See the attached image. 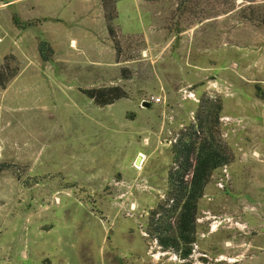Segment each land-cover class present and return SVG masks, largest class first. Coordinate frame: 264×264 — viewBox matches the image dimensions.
<instances>
[{"label": "rangeland", "instance_id": "rangeland-1", "mask_svg": "<svg viewBox=\"0 0 264 264\" xmlns=\"http://www.w3.org/2000/svg\"><path fill=\"white\" fill-rule=\"evenodd\" d=\"M114 6L109 32L101 0H0V264H264V0ZM205 114L228 163L183 257L156 229L171 145Z\"/></svg>", "mask_w": 264, "mask_h": 264}, {"label": "trees", "instance_id": "trees-1", "mask_svg": "<svg viewBox=\"0 0 264 264\" xmlns=\"http://www.w3.org/2000/svg\"><path fill=\"white\" fill-rule=\"evenodd\" d=\"M115 1L101 0L109 32L112 31L110 21L116 16ZM16 22L18 25L17 20ZM46 47L45 41H39L38 51L43 60L49 58L44 53ZM5 82L2 79L0 85L4 86ZM106 91L110 94L108 97L103 96ZM106 91L104 89H91L86 92L100 105L109 104L113 99L124 95L119 87H110ZM171 151L172 163L176 168L171 169L168 173V185L172 194L167 197V201L171 202L168 210L170 216L174 217V223L168 222L165 225L162 218L159 219L156 237L164 249L174 248L178 251L184 247L181 253L184 257L190 253V249L185 248V246L194 241L197 202L203 195L204 187L212 171L227 164L228 158L216 142V135L212 130L211 121L207 114L197 117V122L185 137L181 135L176 138L171 145ZM1 170L2 166H0V172Z\"/></svg>", "mask_w": 264, "mask_h": 264}, {"label": "crops", "instance_id": "crops-1", "mask_svg": "<svg viewBox=\"0 0 264 264\" xmlns=\"http://www.w3.org/2000/svg\"><path fill=\"white\" fill-rule=\"evenodd\" d=\"M75 13H73V15H71V16H68V15H62V16H59L58 18H60L61 20L63 19V20H65V18L66 19H70V20H73L74 21V19H75V15H74ZM98 16H100L101 18H102V20L104 21V19H103V14H102V12H101V9L99 8V13H98ZM28 17V16H27ZM46 17V20H47V22L46 23H43L44 24V26L45 27H43V29L44 30H47V31H49V33L52 35V36H54V35H57V32L56 31H58V29H59V26H61L60 24H61V22H57L56 24H58V27H55L54 25H53V23L52 22H49V19H57V16L56 17H51V16H45ZM45 17H43V18H45ZM77 19V18H76ZM50 23V26H48V24ZM83 26V30H85L86 32H87V30H90L91 31V28H89V26L88 25H82ZM47 31H45V33L47 32ZM89 31V32H90Z\"/></svg>", "mask_w": 264, "mask_h": 264}, {"label": "water", "instance_id": "water-1", "mask_svg": "<svg viewBox=\"0 0 264 264\" xmlns=\"http://www.w3.org/2000/svg\"><path fill=\"white\" fill-rule=\"evenodd\" d=\"M144 105H147V103H144ZM141 163V156L137 155V158L135 159V165H139Z\"/></svg>", "mask_w": 264, "mask_h": 264}, {"label": "bare ground", "instance_id": "bare-ground-1", "mask_svg": "<svg viewBox=\"0 0 264 264\" xmlns=\"http://www.w3.org/2000/svg\"><path fill=\"white\" fill-rule=\"evenodd\" d=\"M141 156V163L143 162V159H142V154L140 155ZM144 158V157H143ZM141 163L139 165H137V167H140Z\"/></svg>", "mask_w": 264, "mask_h": 264}]
</instances>
